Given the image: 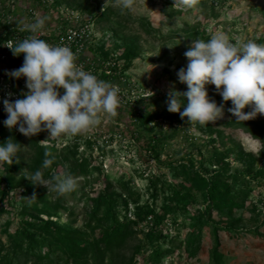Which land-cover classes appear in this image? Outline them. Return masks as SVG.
Here are the masks:
<instances>
[{
	"label": "rangeland",
	"instance_id": "rangeland-1",
	"mask_svg": "<svg viewBox=\"0 0 264 264\" xmlns=\"http://www.w3.org/2000/svg\"><path fill=\"white\" fill-rule=\"evenodd\" d=\"M37 2L0 0V11L8 7L15 9L14 14L22 15L20 10L27 5L41 7L45 34L53 40L61 26L71 25L75 20L88 21L90 35L85 43V59L95 57L102 63L108 54L109 66L116 67L109 83L119 89L120 102L126 108L130 106L160 116L156 125L161 124L166 135L175 130L176 134L161 151L159 161L145 151L151 133L143 131L141 140H136L128 127L126 113L117 114L106 123L102 120L92 130L75 136L49 139L50 133L45 130L26 137L18 131V126L12 130L5 126L8 114L3 103L5 99L14 102L24 98L23 93L28 91L26 77L3 76L1 88L9 85L5 91L0 89V146L9 138L15 142L17 136L21 146L17 153L19 163L15 159L11 165L0 162V264H38L34 256L26 253L29 242L24 234L27 228L24 221L50 223L56 228L80 231L99 240L109 224L102 215L95 213V202L108 192H122L120 185L125 182L136 192L129 202L130 218L146 204L159 213L170 194L169 187L185 182L177 166L187 162H193L208 177L219 171L244 174L235 188L244 192L245 209L212 213L209 223L202 229L200 252L192 258L186 253L184 244L188 234L193 232L194 217L206 206L203 193L194 190L197 200L187 207V212L177 213L176 225H167L165 229L172 243L164 245V250L170 247L173 253L160 259L154 257L155 248L143 244L141 231L147 232L149 227L145 221L138 228V238L103 264H264V239L259 236H264V178L254 179L247 173L252 164L253 175L264 172V115L258 114L251 119L256 120L258 129L250 120L241 121L246 128L231 126L235 119L226 111L214 124H190L187 118L181 119L179 113L169 112L166 103L167 93L173 87L180 92L188 90L177 73L189 63L184 53L193 40L207 42L212 35L223 33L232 43L238 40L264 42V0H199L194 8L187 10L173 7L175 0H135L134 10L124 8L118 0H48V7L44 8ZM103 14L110 15V20ZM229 14L231 20L227 18ZM128 49H132L137 58L124 72V55ZM206 90L210 100L211 92H218L212 84L206 85ZM59 91L61 95L64 92L63 89ZM180 99L184 103L183 111L187 101L183 97ZM226 103L232 106L231 101ZM247 110L252 111V107ZM171 117L178 119L174 126ZM152 128L157 126L152 124ZM248 130H255V135ZM88 140L93 144L91 147ZM213 140L215 145H210ZM39 147L45 148L42 153ZM214 152L225 156L222 165L208 163ZM45 153L53 161L46 167L50 168L48 176L41 172L47 187L28 179L35 173L37 160L40 157L45 160ZM81 159L90 160L88 173L74 177L72 173ZM66 176L73 177L77 187L61 194L54 187L56 178ZM151 176L159 177L155 193L149 186ZM186 184L192 185L188 181ZM33 191L41 194L42 201L28 199ZM214 231L220 241L218 256L215 255ZM45 253L47 248L43 250V255ZM40 264L68 263L62 255L53 252ZM90 264H94L92 259Z\"/></svg>",
	"mask_w": 264,
	"mask_h": 264
},
{
	"label": "clouds",
	"instance_id": "clouds-1",
	"mask_svg": "<svg viewBox=\"0 0 264 264\" xmlns=\"http://www.w3.org/2000/svg\"><path fill=\"white\" fill-rule=\"evenodd\" d=\"M118 3L134 10L135 0H118ZM198 3L199 0H175L173 7L187 10ZM227 18L231 20L232 16L229 14ZM44 24V18L37 17L34 23L25 27L37 33ZM6 46L15 56L24 54L23 65L8 75L16 79L26 77L28 89L22 99L3 101L8 114L4 124L9 130L18 126V131L26 137L47 130L49 139H56L88 132L102 120L106 123L117 115L119 89L78 66L76 56L68 46H53L35 35ZM184 55L189 63L177 75L188 90L180 92L173 87L168 91L169 112L179 113L181 119L187 118L190 124H214L222 119L224 104L218 106L210 100L206 90V85L212 84L224 102L231 101L232 107L227 111L236 121L244 122L258 114L264 115V44L252 40L232 43L225 34L216 33L207 42L193 40ZM59 89L64 90L62 95ZM180 97L187 101L183 111L184 103ZM249 106L252 111L246 113L244 110ZM20 146L9 138L0 146V162L11 165L15 159L19 163ZM47 156L45 153V168L53 162ZM28 179L33 184L47 187L40 171ZM56 180L54 187L61 194L77 187V181L71 176ZM33 198H36L35 194L28 199Z\"/></svg>",
	"mask_w": 264,
	"mask_h": 264
},
{
	"label": "trees",
	"instance_id": "trees-1",
	"mask_svg": "<svg viewBox=\"0 0 264 264\" xmlns=\"http://www.w3.org/2000/svg\"><path fill=\"white\" fill-rule=\"evenodd\" d=\"M103 17L108 20L111 18L110 15L105 14H103ZM257 43L264 44L263 41L259 40ZM124 56L126 63L123 71L126 72L130 69L132 62L137 58V55L132 49H128ZM86 66L99 80L106 82L111 80L114 69H116V67L109 66L108 54L104 56L102 63H100L95 57L89 58ZM211 95V99L214 100L218 106L224 104L226 113L231 115L227 109L232 106H227V103L223 101L222 96L218 95V92H211ZM128 108L120 102L117 114L126 113V116L129 119L128 127L131 129L132 135L136 140H141L140 138L143 137V131L151 133L147 137L145 151L151 158L159 161L161 158V151L164 150L169 144V141L174 138L176 130L173 134L166 135L161 124L156 125L161 119L160 116L151 114L150 112L146 113L143 110H137L130 106H128ZM245 112H249L247 108H245ZM175 118H170L172 126H174V122L178 123V119ZM233 118L236 119L235 117ZM233 121L234 122L231 126L245 127L241 121ZM250 121L253 122V127L258 129V125L255 123L256 120ZM152 124L157 126V128H152ZM4 128L5 127L2 129ZM254 131L255 130H248V132L253 134L255 133ZM15 142L19 144L18 136ZM87 143L90 147L93 145L91 140H88ZM209 144L215 145V141H210ZM39 149L42 153L45 148L39 147ZM224 160V155L214 152L208 160V163H211L212 165H222ZM90 163V160L81 159L76 165V170L72 173L74 177L87 174ZM253 168L254 164L247 169V173L251 175L248 177L263 179L264 172L258 171L253 175ZM177 169L182 170L186 180L177 186L174 185L169 187L170 194L165 199V204L159 213L149 204H146L145 207L137 209L133 217L130 218L129 202L136 192L132 191L130 186L125 182L120 185L122 192H108L101 195L95 202V213L97 215H102V219L109 224V228H107L104 235L99 240L92 239L90 234L80 231H67L62 228H56L50 223L36 224L35 222L24 221L23 223L25 227H27L26 230H24V234H26L29 242L26 253L34 256L37 261L36 263L38 264L50 257L53 252L62 255L68 264H90V259L94 261V264H103L107 258L116 257L120 251L126 248L131 240L137 239L140 231L138 228H140L141 223H144L151 217L153 220L152 227H148L147 232L143 230L141 231L144 237L143 244H150L155 248L154 257L160 259L164 255L173 253V249L170 247L164 250V245L172 243L171 236L165 230L167 225H176L177 213L181 212V210L187 212V207L197 200L193 193V191L196 190L203 193L206 206L201 210L198 217H194V222L191 226L193 232L188 234L184 244L186 253L192 258L196 257L201 249L202 229L205 224L209 223L212 213L245 209L246 200L243 198L244 192L237 191L235 188V185L239 184L245 176L242 173L226 174L225 171H219L208 177L201 169L199 170L196 168L193 162L181 163L179 167L177 166ZM34 171H43L46 176L50 174V168L47 169L43 167V160L41 157L37 160L34 166ZM149 178V186L155 193L159 186V177L151 176ZM186 181L190 182L192 185H187ZM232 181L234 184L231 183ZM33 194H35V199L37 201H42L41 194L36 193L35 191L32 192V196ZM214 233L216 240L215 255L218 256L220 241L217 231H214ZM259 236L264 239L263 235ZM44 248H47V253L43 255Z\"/></svg>",
	"mask_w": 264,
	"mask_h": 264
},
{
	"label": "built area",
	"instance_id": "built-area-1",
	"mask_svg": "<svg viewBox=\"0 0 264 264\" xmlns=\"http://www.w3.org/2000/svg\"><path fill=\"white\" fill-rule=\"evenodd\" d=\"M37 1L40 6V2L42 3L43 8L48 7V0ZM6 9L7 10L5 11H0V80L3 76L10 78L8 73L19 69L16 65L21 67L24 63V54L15 56L6 44L22 41L32 35L44 39L47 43L53 46H68L76 56L77 65L82 67L86 72L92 73L91 70H88L86 66L88 60L85 59V52L87 50L85 43L90 35V26L88 21L75 20L71 25L61 26V29H58L56 39L53 40L52 38L46 36L45 25L37 33H32L25 27L28 24L34 23L37 17L44 18L40 12L41 7H34L32 4L27 5L24 8H21L20 12L22 15L14 14L15 12L13 11L15 9L13 10L8 7ZM8 85L9 84H5L2 86L3 88L0 86V89L5 91V87H8ZM147 225L152 227L153 220L151 217L148 218Z\"/></svg>",
	"mask_w": 264,
	"mask_h": 264
}]
</instances>
